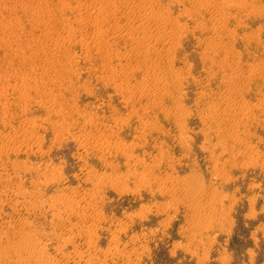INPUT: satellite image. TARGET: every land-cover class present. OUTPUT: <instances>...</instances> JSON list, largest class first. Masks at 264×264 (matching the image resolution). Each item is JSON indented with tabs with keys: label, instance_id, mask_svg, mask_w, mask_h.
<instances>
[{
	"label": "rangeland",
	"instance_id": "1",
	"mask_svg": "<svg viewBox=\"0 0 264 264\" xmlns=\"http://www.w3.org/2000/svg\"><path fill=\"white\" fill-rule=\"evenodd\" d=\"M233 1L0 0V264H264V0Z\"/></svg>",
	"mask_w": 264,
	"mask_h": 264
},
{
	"label": "bare ground",
	"instance_id": "2",
	"mask_svg": "<svg viewBox=\"0 0 264 264\" xmlns=\"http://www.w3.org/2000/svg\"><path fill=\"white\" fill-rule=\"evenodd\" d=\"M151 1V0H150ZM178 1V0H177ZM229 1H232L231 3L232 4H234V1L233 0H229ZM245 1V0H244ZM243 1V2H244ZM153 2V1H152ZM225 2V1H224ZM242 2V1H241ZM242 2V3H243ZM227 3V2H226ZM236 3V2H235ZM240 3V2H239ZM239 3H237V4H239ZM242 3H240V4H242ZM203 4V3H202ZM218 4V3H217ZM198 5V4H197ZM235 5V4H234ZM217 6H219V5H217ZM225 6V5H224ZM240 6V5H239ZM238 6V7H239ZM87 7V6H86ZM201 7V6H200ZM88 8V7H87ZM94 8H95V10L93 11V10H91L90 8L89 9H87V10H84V11H81L80 12V15H81V17H85V16H88V18L90 19V18H93V19H95L96 21H98L97 23H99V20L100 19H102V18H104L103 16H102V6L99 4V5H97L96 3H95V5H94ZM130 9V8H129ZM128 9V10H129ZM133 10V9H132ZM222 10V9H221ZM156 11V10H155ZM171 11V10H170ZM97 12V14L96 15H94L95 13ZM141 12H142V10H141ZM153 12V11H152ZM189 12V11H188ZM138 13V12H137ZM155 13V12H154ZM157 13V12H156ZM187 12H185L184 14H186ZM224 13V12H223ZM134 14V13H133ZM162 14V13H161ZM182 14V13H181ZM224 15V14H223ZM135 20L136 21H138V20H140V21H142V20H147L148 21V23L149 22H151V21H153V16H152V13H151V11H150V14L149 13H143V14H135ZM157 16H158V14H157ZM178 16V15H177ZM189 16V15H188ZM154 17H156V16H154ZM161 17V16H160ZM157 18V20H158V17H156ZM163 18H164V16H163ZM167 18H169L168 16L166 17V19ZM171 18V17H170ZM170 18H169V20H170ZM176 18V17H175ZM174 18V19H175ZM162 19V18H161ZM160 18H159V20H161ZM154 20H156V19H154ZM156 20V21H157ZM164 20H165V18H164ZM164 20L163 21H160V22H164ZM168 20V19H167ZM168 20V21H169ZM171 20H173V19H171ZM173 21H175V20H173ZM173 21H171V22H173ZM139 22V21H138ZM170 22V21H169ZM169 22H167V24L169 23ZM107 23V21H106V17H105V24ZM165 23V22H164ZM200 23V22H199ZM153 24H154V22H153ZM157 24V23H156ZM148 25V24H147ZM159 25V24H158ZM161 25H162V23H161ZM160 25V26H161ZM172 25V24H171ZM96 26V25H95ZM162 26H164V25H162ZM176 26V25H175ZM178 26V25H177ZM200 26V25H199ZM205 26V25H204ZM147 26L143 23V21L142 22H140L139 24H137V26L134 28L133 26H132V28H134V29H131V30H127V32H126V35H127V37H129L131 40H139V38H141V34L143 33L142 31H144L145 29L147 30V28H146ZM171 28H173L172 26H170ZM170 27H167V28H170ZM201 27H202V25H201ZM209 27V26H208ZM216 27V26H215ZM73 28V27H72ZM113 29V28H112ZM111 29V30H112ZM129 29V28H128ZM163 29V28H162ZM97 27H95V29H93V31H92V37H91V40H92V43H93V45L91 44V41H89L88 42V47H93V48H96V52H98V53H102L105 49L107 50L108 49V47H109V45H107V43H109L110 44V42H105V41H99L96 37H97ZM165 30V29H164ZM169 30V29H168ZM167 30V31H168ZM176 30V29H175ZM206 30H207V28H206ZM217 30V29H216ZM172 31V30H171ZM204 31V30H203ZM72 32V31H71ZM182 32V31H181ZM144 33H145V31H144ZM143 33V34H144ZM147 33H149V32H147ZM165 33V32H164ZM174 33H176V31H174ZM118 34H119V31L117 30V31H115L114 33L113 32H111V35H110V38L109 39H111V40H114V39H116L117 37H118ZM173 34V33H172ZM167 36H168V33L166 34ZM176 35V34H175ZM174 35V36H175ZM179 35H180V33H179ZM179 35H177V36H175V37H179ZM140 36V37H139ZM142 36H144V35H142ZM167 36H166V38H167ZM147 37V36H146ZM156 37V36H155ZM154 37V38H155ZM160 37V36H159ZM175 37H173L174 39H175ZM164 38V37H163ZM169 38V37H168ZM172 38V39H173ZM180 38V37H179ZM90 39V38H89ZM118 39V38H117ZM159 39H162L161 37L159 38ZM158 39V40H159ZM165 39V38H164ZM171 39V40H172ZM178 39V38H177ZM142 41H143V39H141ZM146 40V39H145ZM180 40V39H179ZM86 41V40H85ZM163 41V40H162ZM165 41H168V40H165ZM178 41V40H177ZM176 41V42H177ZM114 42V41H113ZM113 42H111L112 44H113ZM173 42V41H172ZM87 43V42H86ZM138 43V42H137ZM166 43V42H165ZM178 43H179V41H178ZM177 43V44H178ZM83 44V43H82ZM139 45H138V47H132L131 48V50L132 51H136L135 49H138V51H140L141 53H143L144 55H143V64H141V65H139L138 67L140 68V67H142L143 65H144V62H145V64L147 63L146 62V60H149V59H147V55H149V53H150V51H152L153 49H154V46L152 45L153 44V42H152V44H151V42L149 43L148 41L146 42V41H143L142 43H138ZM170 44V43H169ZM176 44V45H177ZM181 44V43H180ZM211 44V43H210ZM165 45V44H164ZM167 45V44H166ZM84 46V45H83ZM111 47V46H110ZM167 47V46H166ZM156 48V47H155ZM172 48L173 47H171L170 46V48H169V46L167 47V49H168V51L167 50H165V51H167V52H165L166 54L169 52V54L170 55H172L171 54V50H172ZM213 48H214V46H213ZM157 49V48H156ZM155 49V50H156ZM169 49H171L170 51H169ZM91 49H89V51H90ZM105 50V51H106ZM109 50V49H108ZM130 50V49H129ZM128 50V51H129ZM130 50V51H131ZM163 50H164V47H163ZM215 50V49H214ZM131 51V52H132ZM173 51V50H172ZM154 52H156L157 53V50L156 51H154ZM153 52V53H154ZM141 53H140V55H141ZM152 53V52H151ZM162 53H163V51H162ZM164 53V55H166ZM107 54H108V52H107ZM109 54H112V53H109ZM157 54H159V55H163V54H161V52L159 53H157ZM159 55H157L156 56V58L157 57H159ZM163 55V56H164ZM110 56V55H109ZM142 56V55H141ZM169 56V55H168ZM225 56V55H224ZM130 57V56H129ZM148 57H150V56H148ZM160 57H162V56H160ZM167 57V56H166ZM166 57H164V58H166ZM171 57V56H170ZM227 58V57H226ZM225 58V59H226ZM105 59H109V58H107V56H106V58ZM155 59V58H154ZM169 59V58H168ZM172 59V60H171ZM170 60H171V62H173V58H171ZM107 61V60H106ZM141 61V60H140ZM154 61V60H153ZM175 61V60H174ZM170 61H169V63L171 64V65H173L172 63H171ZM111 63V62H110ZM139 63H141V62H139ZM112 64V63H111ZM105 65V64H104ZM110 65V64H109ZM147 65V64H146ZM106 66H108V65H106ZM105 66V67H106ZM148 66V65H147ZM112 67V66H111ZM111 67H108V68H111ZM150 67V66H149ZM191 67V66H190ZM114 69V68H113ZM138 69V68H137ZM146 69L148 70V68L146 67ZM102 70V69H101ZM107 70V69H106ZM151 70V69H150ZM145 71V70H144ZM151 71H153V69L151 70ZM108 72V71H107ZM113 72V71H112ZM174 72V71H173ZM172 72V73H173ZM113 74V73H112ZM145 74V73H144ZM148 74H150V72L148 73ZM157 74V73H156ZM156 74H150L148 77H147V79L146 80H143V81H145V87H141L142 89L140 90L141 91V93H144V92H146L147 91V87L150 85V87L152 86V85H157V82H160V83H162L163 84V82H164V84H168L169 82L166 80V81H164V79L161 77V75H159V74H161L160 72L156 75ZM146 75H147V73H146ZM146 75H144L145 77H146ZM159 75V76H158ZM178 75V74H177ZM163 77H165V76H163ZM177 78H178V76H177ZM176 78V79H177ZM179 78L180 79H182L181 77H180V75H179ZM185 78V77H184ZM165 79H166V77H165ZM172 81V80H171ZM176 81V80H175ZM172 82H174V81H172ZM177 82V81H176ZM175 82V83H176ZM141 84V83H140ZM140 84H139V86H140ZM174 85H176L177 86V84H174ZM138 86V87H139ZM162 86V88H164V85H161ZM166 86V85H165ZM137 87V88H138ZM156 87H158V86H156ZM140 88V87H139ZM152 88L153 87H151V90H152ZM159 88V87H158ZM157 88V89H158ZM165 89H168L167 87L165 88ZM149 90V89H148ZM179 90V89H178ZM139 91V90H138ZM154 91V90H153ZM168 91V90H167ZM180 91V90H179ZM201 91V90H200ZM155 92V91H154ZM140 93V94H141ZM147 94V93H146ZM156 95V92L154 93V96ZM181 95V94H180ZM149 96V95H148ZM156 97V96H155ZM155 102H156V100H154ZM160 101V100H159ZM228 101V100H227ZM225 103V102H224ZM180 104V103H179ZM228 104H230L229 102H228ZM219 105V107H220V105L221 104H218ZM181 108H182V105L180 104L179 105ZM228 107V105H225V107ZM230 106H232V105H229V108H232V110H234V108H233V106L232 107H230ZM215 107V106H214ZM227 107H226V109H227ZM237 108V107H236ZM235 108V109H236ZM179 109V108H178ZM210 109H212V108H210ZM214 109H216V108H214ZM223 109V108H222ZM217 110V109H216ZM215 110V111H216ZM231 110V109H230ZM183 111V110H182ZM212 111V110H211ZM218 111V110H217ZM220 111V110H219ZM218 111V112H219ZM224 112L226 111V110H223ZM218 112H214V113H218ZM228 112V111H227ZM226 112V113H227ZM232 112V111H231ZM230 112V113H231ZM185 112H182V114H184ZM211 113V112H210ZM220 113V112H219ZM226 113L224 114V115H226ZM229 113V112H228ZM241 113V112H240ZM207 114V113H206ZM220 114H222V113H220ZM232 114V113H231ZM230 114V115H231ZM234 114V113H233ZM233 114H232V116H233ZM235 114H237V111H236V113ZM242 114V113H241ZM210 115H213V114H210ZM228 115V114H227ZM229 116V115H228ZM232 116H230V117H232ZM182 117H184V116H182ZM229 117V118H230ZM185 118V117H184ZM231 119V118H230ZM182 120V119H181ZM234 121V120H233ZM31 122V121H30ZM236 122V121H235ZM32 123V122H31ZM36 124V123H35ZM234 124V123H233ZM240 124V123H239ZM33 125V124H32ZM241 125V124H240ZM34 126V125H33ZM234 126H239L237 123H236V125H234ZM67 128V127H66ZM64 130V129H63ZM67 130V129H66ZM238 130V129H237ZM239 131V130H238ZM27 134V133H26ZM62 135V134H61ZM17 136V135H16ZM25 136V135H24ZM27 136H30V135H28L27 134ZM32 137H34L33 135H31ZM12 137H14V136H12ZM27 138V137H26ZM17 139H19V138H17ZM22 139H24V138H22ZM28 139V138H27ZM29 139H31V138H29ZM33 139V138H32ZM12 141V140H11ZM24 141V140H23ZM22 143V142H21ZM4 144V143H3ZM1 146V145H0ZM3 146H5V145H3ZM126 147V146H125ZM124 147V148H125ZM18 148V147H17ZM27 148H28V146H27ZM6 149V148H5ZM25 151V150H24ZM16 152V151H15ZM235 152V151H234ZM8 153V152H7ZM239 153V152H238ZM214 156V155H213ZM232 156H233V154H232ZM18 167V166H17ZM45 171V170H44ZM45 174H46V172H45ZM45 176V175H44ZM56 176V175H55ZM186 181V180H185ZM193 182V181H192ZM178 183V182H177ZM193 185V184H192ZM195 186V185H194ZM193 186V188H196V187H194ZM201 187V186H200ZM202 189V188H201ZM194 190V189H193ZM197 191L199 190V189H196ZM202 191V190H201ZM33 192V191H32ZM191 192V191H190ZM195 192V191H194ZM195 193H199V192H195ZM205 193V192H204ZM214 196H216V195H214ZM213 196V198L212 199H214V202L216 201V200H219L220 198H216L215 199V197ZM216 197H218V196H216ZM31 198V197H30ZM35 199V198H34ZM30 201V200H29ZM36 202V201H35ZM214 202H212V203H214ZM218 201H216V203H217ZM51 203H53L52 201H51ZM68 203V202H67ZM209 204V202H207L206 203V205H207V207L210 205H213V204ZM216 203H215V205H216ZM55 204V203H54ZM214 205V206H215ZM197 206H199V205H197ZM200 206H202V205H200ZM205 206V205H204ZM34 207V206H33ZM52 207H54V206H52ZM192 207V206H191ZM36 208V207H35ZM197 208V207H196ZM195 208V209H196ZM211 208H213L214 209V211L216 210V208H214V207H211ZM38 209V208H37ZM199 209V208H198ZM204 210V209H203ZM206 210V209H205ZM29 211V210H28ZM211 211V210H210ZM210 211H208L207 210V213L208 212H210ZM217 212V211H216ZM196 213H199V212H196ZM201 214H203L202 212H200ZM207 213H205V214H207ZM55 215V214H54ZM204 215V214H203ZM207 215H209V214H207ZM211 215H213V213L211 214ZM194 217V216H193ZM192 217V218H193ZM198 217H200V215L198 216ZM204 217H205V219H207V218H209L208 216H205L204 215ZM204 217H203V219H204ZM207 217V218H206ZM200 218H202V217H200ZM199 222H201V220H199V219H197ZM209 220H212V218H211V216H210V218H209ZM195 221V220H194ZM193 221V224L195 223ZM204 222V220H202V222L200 223V224H202ZM213 222V221H212ZM208 225L206 226V227H213V225L211 226H209V224H211V221H210V223H209V221L208 222H206ZM206 223H203V224H206ZM26 224V223H25ZM192 224V225H193ZM195 225V224H194ZM23 226V225H22ZM31 226V225H30ZM191 226V225H190ZM205 226V225H204ZM26 227V226H25ZM198 227V226H197ZM200 227V226H199ZM203 227V226H202ZM202 227L200 228V229H202ZM205 227V228H206ZM21 228V227H20ZM195 228V227H194ZM204 228V229H205ZM24 230V229H23ZM91 230V229H90ZM207 230H209L208 228H207ZM40 232V231H39ZM196 233H198L197 231H195ZM200 232H202V231H200ZM24 233V232H23ZM62 233V232H61ZM26 234V233H25ZM89 234H91V233H89ZM70 237V236H69ZM66 238H68V237H66ZM38 239H39V237H38ZM41 239V238H40ZM60 239V238H59ZM93 239V238H92ZM28 241H29V239H28ZM68 241V240H67ZM60 243V242H59ZM32 246V245H31ZM20 248H21V245L19 246ZM65 247V246H64ZM63 247V248H64ZM89 248V247H88ZM115 248H117V247H115ZM18 249V248H17ZM16 249V250H17ZM21 249H23L24 251H22L21 252ZM20 250H19V252H20V254L21 253H24V254H31V252L29 251V250H26V248L25 247H22ZM117 250V249H116ZM4 251V250H3ZM18 252V251H17ZM38 252H39V250H38ZM76 252V251H75ZM35 253V252H34ZM70 253V252H69ZM124 253V252H123ZM24 254H21V255H23L24 256ZM34 255H36V254H34ZM125 255V254H124ZM29 256H31V255H29ZM21 256H19V258H20ZM27 257V256H26ZM23 258V257H22ZM42 258V257H41ZM33 259V258H32ZM37 259V258H36ZM43 260V259H42ZM105 260V259H104ZM45 262V261H44ZM52 263V262H51Z\"/></svg>",
	"mask_w": 264,
	"mask_h": 264
}]
</instances>
